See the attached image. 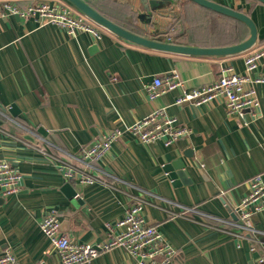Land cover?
<instances>
[{
  "label": "crops",
  "instance_id": "1",
  "mask_svg": "<svg viewBox=\"0 0 264 264\" xmlns=\"http://www.w3.org/2000/svg\"><path fill=\"white\" fill-rule=\"evenodd\" d=\"M37 1L17 0L22 6ZM112 1L113 21L148 35L138 14L141 0L134 1L136 10L127 0ZM213 1L248 12L258 26L257 45L264 44L263 3ZM176 10L172 23L195 13L187 0H180ZM216 33L220 31L202 38L217 43L221 39ZM179 41L202 46L190 43L187 36ZM246 53L195 57L132 44L108 30L96 38L88 32L70 35L55 24L40 26L18 14L0 18V159L9 160L23 176L15 195L3 197L0 187V255L10 249L20 264H61L40 227L47 210L58 209L60 230L71 239L103 244L110 238L108 224L125 215L133 196L143 195L146 220L178 250L174 264H264V211L250 219L259 233L236 225L248 180L264 175V83L256 85L258 114L247 109L236 117L226 113L223 96L204 105H179V89L154 99L146 92L155 77L174 72L189 89L218 80L227 66L246 74ZM257 73L264 75V56ZM160 109L175 116L190 134L167 146L162 141L143 143L126 130ZM13 119L36 129L42 148L57 156L78 153L102 135L123 129L100 160L108 184L71 181L81 191L77 198L69 197L62 172L44 152L28 145L32 140L27 136L36 139ZM176 160H182L187 171L179 183L165 169ZM187 208L219 219L203 220ZM80 264L137 262L125 250L112 248Z\"/></svg>",
  "mask_w": 264,
  "mask_h": 264
},
{
  "label": "built area",
  "instance_id": "2",
  "mask_svg": "<svg viewBox=\"0 0 264 264\" xmlns=\"http://www.w3.org/2000/svg\"><path fill=\"white\" fill-rule=\"evenodd\" d=\"M12 14L32 18L40 26L55 24L70 35L88 32L96 38H102L106 31L66 0H38L26 6L20 5L17 0H0V18ZM168 40L174 39L168 35ZM263 56L264 44H260L247 51L245 55L246 74L236 72L232 66H227L222 69L218 80L189 89L184 86L179 74L174 72L169 76L155 77L154 81L147 86L146 92L150 99H154L166 91L179 89L180 93L176 99V104L179 105L185 103L204 105L213 103L219 96H223L229 117L239 116L247 109H253L254 114L257 115L260 101L256 85L264 83V75L257 72H259ZM13 123L22 126L25 132L36 139V143L26 142L44 152L56 164L68 182L108 184L105 172L100 166V160L110 153L113 143L122 137L123 129L117 128L102 135L93 145L82 148L78 153L57 156L42 148L41 136L36 129L22 125L15 119ZM126 130L143 143L162 141L167 146L188 136L191 132L175 116L167 115L161 109L137 120L126 127ZM22 177V173L13 163L7 159H0V187L3 197H10L20 191ZM248 187L249 192L238 204L240 222L236 225L249 233H259L260 231L250 224V219L252 215L264 211L263 174H256L250 178ZM132 201L122 218L113 224H108L110 238L103 244L77 242L61 232V219L57 208L47 210L40 222V227L56 249L61 264L90 262L102 250L112 248L125 250L137 264H174L178 250L158 227L150 225L146 220L145 197L135 195ZM187 209L200 213L203 220L219 219L214 214L202 212L197 208ZM201 223L205 224L204 221ZM255 249V246H252V250ZM0 264H20V262L12 250L6 249L0 255Z\"/></svg>",
  "mask_w": 264,
  "mask_h": 264
},
{
  "label": "water",
  "instance_id": "3",
  "mask_svg": "<svg viewBox=\"0 0 264 264\" xmlns=\"http://www.w3.org/2000/svg\"><path fill=\"white\" fill-rule=\"evenodd\" d=\"M77 10L85 14L99 26L105 28L109 32L114 33L119 38L152 50L169 52L181 55H190L195 57H224L235 54H240L249 51L255 47L260 41L258 26L255 20L245 11H241L230 6L221 4L213 0H193L194 2L210 8L223 15L233 17L245 23L249 28V35L243 41L221 46H199L175 42L168 40L169 26L172 23L169 19L178 16L176 6L180 0H141L139 18L143 24L142 28L147 31L148 35L130 30L112 19L108 18L89 4L86 0H66ZM135 0H127L131 8L137 9L134 5ZM264 4V0H258ZM148 13V16L144 14ZM165 19V20H163ZM172 20V19H171ZM170 21V22H169ZM151 24V25H150ZM152 26L151 29L148 27ZM163 27H165L163 29ZM16 106L12 105L11 112H16ZM33 141V138L27 136ZM182 160H176L170 164H166L165 169L169 172L170 177L175 183H179L182 179L185 180L187 171L184 169ZM264 177V175H263ZM65 192L69 197H78L80 187H74L72 183L67 182L64 185Z\"/></svg>",
  "mask_w": 264,
  "mask_h": 264
},
{
  "label": "trees",
  "instance_id": "4",
  "mask_svg": "<svg viewBox=\"0 0 264 264\" xmlns=\"http://www.w3.org/2000/svg\"><path fill=\"white\" fill-rule=\"evenodd\" d=\"M86 1L102 14L112 19L109 12L112 0ZM187 2L195 13H192L190 17L188 15L186 17L182 16L180 21L177 20L178 22L170 24L169 34L175 42H180L179 38L187 36L190 43L201 42L202 46H221L243 41L249 35V28L242 21L201 6L193 0H187ZM184 10H186L185 6ZM124 27L130 29L128 26ZM217 29L220 31V33H216L221 39L219 42L210 43L208 42L209 40L202 38L210 36L211 32H216Z\"/></svg>",
  "mask_w": 264,
  "mask_h": 264
}]
</instances>
